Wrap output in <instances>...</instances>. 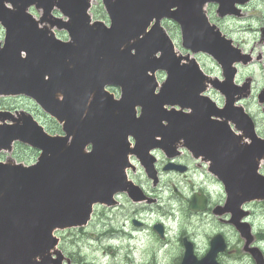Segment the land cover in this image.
Here are the masks:
<instances>
[{"label":"water","instance_id":"obj_1","mask_svg":"<svg viewBox=\"0 0 264 264\" xmlns=\"http://www.w3.org/2000/svg\"><path fill=\"white\" fill-rule=\"evenodd\" d=\"M103 1L112 18L110 29L97 26L95 35L89 33L84 36L83 41L79 39V44L85 47L81 50L72 43L56 45L53 42L52 44L57 47L58 57L52 63L57 69L64 67L66 57L74 58L72 56L75 55L72 63L75 64V69L82 70L72 82L75 88L91 83L96 87V94L100 93L105 80H108L101 76L105 68H108L111 74H116V79L122 81L125 97L121 102L124 106L132 102L136 90H144L143 86L149 87L151 84L144 78L145 72L156 67L160 68L164 63V57L168 56L166 51L162 52V48L172 47L157 24L151 31H144L153 17L157 20L164 15L174 17L181 25L185 46H204V50L212 52V48L208 49L206 45L211 43L213 36L205 27L202 13V5L206 0ZM217 1L223 3L222 0ZM86 6L87 4L82 0H75L71 5L70 15L75 17L74 29L77 28L80 20L84 23L83 10ZM173 6L177 9L171 11L170 8ZM222 6L220 4L221 12ZM141 33H144L142 37L130 42V38ZM120 34L124 35L118 40ZM73 37L78 38L77 34ZM121 44L125 45V49H120ZM132 48L135 49V54H131ZM224 49L223 56L212 52L222 62H225L226 56L233 58L229 51ZM159 50L162 58L155 59L153 54ZM41 55L42 60H45L52 54L49 50H43ZM77 55L82 57V61H77ZM5 57L7 64L0 67V76L5 72L0 80V92H29L28 85L33 77L31 58L24 62L22 61L24 59L19 58L18 53L10 52H6ZM174 62L177 73L175 69L174 72H170L171 78L165 90L156 96L160 101L172 102L179 98L188 101L184 84L195 90L200 89L201 82L197 68L187 67L188 77L190 76L192 80L188 83L183 79L185 69L178 66L177 60ZM138 73L141 75V82L134 79ZM177 74L183 87L182 94L174 87L177 85L174 82ZM36 76L42 75L36 74ZM156 102L160 104L159 101ZM7 115L0 112V118ZM131 117L133 116L130 115L129 119ZM204 118H208V114ZM20 119L24 122L22 125L15 124L6 128L0 126V146L9 136L19 137L42 148L43 153L35 166L24 167L20 164L0 163V264H26L27 260L30 262L47 246L50 230L54 225L71 224L76 220L77 215H82L89 209L92 201L103 199L111 191L108 185L92 178L95 174L92 167L93 164L96 165L94 153L92 159L81 156L75 149L65 150L62 139L44 135L28 116H25V120ZM210 123H212L210 120L205 121L207 128L213 131ZM252 148H248L245 153L242 149L236 148L233 155L238 159L247 156L252 158L254 156ZM112 173L116 175L118 172L114 170ZM76 183L77 188H73ZM251 188L249 192L251 196L264 194V188L260 189L256 184Z\"/></svg>","mask_w":264,"mask_h":264},{"label":"flooded vegetation","instance_id":"obj_2","mask_svg":"<svg viewBox=\"0 0 264 264\" xmlns=\"http://www.w3.org/2000/svg\"><path fill=\"white\" fill-rule=\"evenodd\" d=\"M153 153L158 175L157 184H153L155 187L149 180L140 177L137 166L131 170L132 180L145 187L152 195L150 198L157 202L148 207L150 211H153V207L156 210L162 207L160 202L164 207L168 206L173 196H177L180 203L174 209H164L158 219L153 217L147 236H144L147 245L129 258L130 264L134 263L132 260L138 261L135 264H180L188 245L197 257H201L208 253L212 245L219 246L223 242L226 249L218 251L214 257L219 264H256L253 252H258L264 258L263 214L257 222L253 220L255 213L252 219H244L249 230L242 237L230 223L229 216L222 214L223 188L217 179L211 177L203 159H194L187 150H180L172 159L177 166L167 168L169 160L162 151L156 149ZM134 163L137 165L135 160ZM200 192L204 195V208L193 211L189 201L195 193L199 195ZM161 194L164 196L161 197ZM141 224L143 220L139 216L123 222L122 227L126 228L123 240L136 243L144 239L140 231ZM154 224H160V228L154 229ZM125 258L122 255L120 259Z\"/></svg>","mask_w":264,"mask_h":264},{"label":"rangeland","instance_id":"obj_3","mask_svg":"<svg viewBox=\"0 0 264 264\" xmlns=\"http://www.w3.org/2000/svg\"><path fill=\"white\" fill-rule=\"evenodd\" d=\"M251 8L249 9V11H251L253 13V15H258L259 14V7L256 6V4L250 6ZM96 10V9H95ZM97 11V10H96ZM100 15L102 14L101 12V9H100ZM163 24L165 25V27L168 29V31L172 34H174L176 31H174L175 27H174V24L172 23H168L167 21L163 22ZM0 36H1V32H0ZM240 36L242 39H245V34L244 33H240ZM198 59H200L201 63L204 65V67L206 69H215L214 67V64L211 62V60H209V58L207 57H198ZM252 70H255L254 72V76L257 77L259 76L258 74V70L259 68L258 67H251ZM8 105H15V106H18V107H26V108H29V109H32L34 110L36 113H38V115L45 119V117L43 115H41L39 112H38V108L35 104H33L29 99L27 98H22V97H19L17 99H0V108L1 106H8ZM19 155V156H18ZM34 154H32L31 151H29L27 148L25 150H22L21 152H19V149H17V158L21 159L23 157H25L26 159L28 158L29 160H32L34 158ZM85 242V240H84ZM80 251L82 253V255L84 256L85 260L86 259H90L92 260V254H94L93 256L96 257L97 260L99 261H104V257H103V254L101 253V249L96 251L95 249H93L92 247H81L80 248ZM92 253V254H91ZM78 257V256H77ZM88 261V260H86ZM101 262V263H102Z\"/></svg>","mask_w":264,"mask_h":264}]
</instances>
